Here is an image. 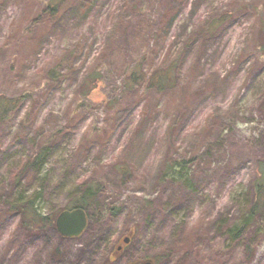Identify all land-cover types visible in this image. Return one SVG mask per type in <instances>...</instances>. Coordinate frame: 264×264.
Masks as SVG:
<instances>
[{
    "label": "rangeland",
    "instance_id": "1",
    "mask_svg": "<svg viewBox=\"0 0 264 264\" xmlns=\"http://www.w3.org/2000/svg\"><path fill=\"white\" fill-rule=\"evenodd\" d=\"M47 5L0 0V98L19 100L0 120V210L44 136L41 212L81 183L100 192L78 238L2 217L0 264H264V211L233 243L213 225L244 213L264 161V0H60L52 19Z\"/></svg>",
    "mask_w": 264,
    "mask_h": 264
},
{
    "label": "trees",
    "instance_id": "2",
    "mask_svg": "<svg viewBox=\"0 0 264 264\" xmlns=\"http://www.w3.org/2000/svg\"><path fill=\"white\" fill-rule=\"evenodd\" d=\"M52 2L53 5H47L45 8L48 10L50 19L57 17V5L60 0H52ZM219 22L221 21L211 22L208 30L211 32L219 30L221 27V23ZM49 74L52 76L51 71ZM167 80L165 75H159L153 84L156 87H164ZM95 83L96 79L90 77L88 84L85 86L86 94L83 95V98H85L87 94L90 95V93L95 90ZM18 101L17 99L0 98V120L15 107ZM45 137L46 136L40 140H31L27 153L9 170L7 180L5 184L1 186V192L3 193L1 199H4L5 210H0V221L3 220L6 215H18L19 221L17 223V230L22 229L29 232H40L49 228L52 232H56L54 223L58 212L46 215L43 214L36 205L44 195L42 186L45 185L46 176L42 175L40 177V175L43 173L54 148V143L51 144V141L45 140ZM175 166L180 167L182 171L185 170V162L183 161L175 164ZM162 167L163 175L167 176L170 172L168 164L163 163ZM170 169H173L172 166ZM120 173L125 176L128 171L124 168ZM36 175V180L39 184L38 188L29 195L28 191L30 185H27L26 180L30 177L31 180H33ZM172 175L177 176L175 173ZM179 175L186 178V173L184 175L180 172ZM78 186L79 187L75 189L74 197L71 198L63 209L80 208L86 211L89 201L100 192L99 186L95 183L84 182ZM250 195L251 202L246 206L244 211H241L244 212L242 215L240 214L229 222L218 218L213 224L216 232L226 235L230 243L240 240L255 218L264 211V161L259 164V171L251 184ZM2 211L6 212L2 215ZM179 239H181V237ZM106 257H111V253L106 254ZM152 263L155 264L153 261Z\"/></svg>",
    "mask_w": 264,
    "mask_h": 264
},
{
    "label": "water",
    "instance_id": "3",
    "mask_svg": "<svg viewBox=\"0 0 264 264\" xmlns=\"http://www.w3.org/2000/svg\"><path fill=\"white\" fill-rule=\"evenodd\" d=\"M87 226V217L82 209L64 210L58 214L55 220V229L62 238L72 239L80 237ZM131 234H128L130 237ZM128 238L124 239V243ZM144 264H151L150 261Z\"/></svg>",
    "mask_w": 264,
    "mask_h": 264
}]
</instances>
